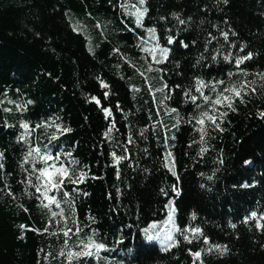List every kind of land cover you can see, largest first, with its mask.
Segmentation results:
<instances>
[{
	"label": "trees",
	"instance_id": "16d2710c",
	"mask_svg": "<svg viewBox=\"0 0 264 264\" xmlns=\"http://www.w3.org/2000/svg\"><path fill=\"white\" fill-rule=\"evenodd\" d=\"M135 1L0 0V264H264V0H145L141 25ZM197 80L249 84L203 141ZM30 148L84 173L48 193L63 216ZM89 237L99 258L70 261Z\"/></svg>",
	"mask_w": 264,
	"mask_h": 264
},
{
	"label": "snow or ice",
	"instance_id": "6c2138e0",
	"mask_svg": "<svg viewBox=\"0 0 264 264\" xmlns=\"http://www.w3.org/2000/svg\"><path fill=\"white\" fill-rule=\"evenodd\" d=\"M144 2H145V0H138V3L140 5H143ZM124 7H127V5H124ZM132 7L135 8V12L131 13V14L135 16L137 25H141L143 16H144L145 12L147 11V9L141 10V8H136L135 5H133ZM179 23L183 24L184 21L180 20ZM148 31L151 33L152 37L155 38V29H149ZM225 38H227V34H225ZM173 42H174L173 38L171 36H169L168 37V43L171 44ZM186 46L187 45H185V47ZM143 51L147 52L152 57L153 62L158 64L167 58L169 49L161 48L159 46V44L157 43L155 46H153L151 48H144ZM157 51L159 52V57H157ZM224 58H225V60L229 59V57H227V56ZM248 59H251V54H249L248 56L239 58L236 61L237 67H239L240 64L244 63V61L248 60ZM148 71H152L151 65H149ZM141 75H143V73H141ZM261 78H264V74H262ZM222 83H223V81H217L216 82V84H222ZM105 87H107V86L105 85ZM248 87H249V84H247V83H242L239 87H236V86L226 87L223 89L222 92L217 93L215 99H213L210 96L204 95L203 89L204 88H211L212 91H215L216 85L206 84L203 80H197L196 81V92L200 93L199 98L202 99L205 104L210 105V109L208 111H201L199 113L198 117H194L196 124L200 125V127L197 130L201 133V141H203L204 135H205L204 125H205L206 120L211 122L212 124H214L217 128L219 127V124L216 123V119H217L216 116L211 115L210 112L215 113L217 111V106H220V105H226L227 107L231 108L233 97H240L241 91L248 88ZM166 88H168L167 84H165L163 86V88L156 89V91L163 92L164 89H166ZM169 91H171V90H169ZM253 91H254V89H253ZM224 93H230V95H225ZM184 95L186 98L190 99L191 102L193 104H195L197 108L201 107V105L199 103H197L198 97L195 95H192L190 91L185 92ZM167 98L168 97L166 96L165 99H167ZM29 103H31V102L29 101ZM97 103H99V101H97ZM6 111H7V109H6ZM104 111L106 113V116L111 115L109 110L105 109ZM176 111H177L176 109L170 110V112H176ZM220 115L223 116V115H226V113H220ZM261 115H264V113H262ZM21 127H23L25 130H27L29 128V125L27 123H23L21 125ZM65 131H68V129H65ZM109 132H111V129H109ZM20 139L23 140L24 136H21ZM132 142L133 141L129 137V143H132ZM205 150L206 149H201V151H205ZM113 156L115 157V153H113ZM170 156H171V153H169V157ZM29 158H32V160L34 162L39 161L45 165L42 168H39V169L34 168L33 169L34 172L38 173V175L36 176V179L38 181L42 182L39 186H36V191L41 192V188H43L42 196L45 200L48 201V203L44 204L43 206L46 208H50V206L54 204L56 208L60 209V212L59 213L52 212V216L53 217H56L57 215L63 216V209L61 208L60 201H58L55 196H49L48 193H49V191H52V190L59 191L61 189L62 185L64 184V180L66 177L71 180V177L69 176L68 169L65 168L63 165H61L60 167H57L56 163H54V162L50 164L49 161H58L60 159V157L59 156L53 157L47 153L42 154L40 148H30L28 153H27V156L25 157V163L28 162ZM125 158L126 157H123V156L115 157L117 163H119L120 160L125 159ZM0 167H2V165H0ZM83 178H84V173H81L80 176H78L76 178V180H71V182L72 183L82 182ZM29 183H31V181H29ZM64 195L67 196L68 193L65 192ZM66 203H67V201H66ZM254 218H256L255 212H253L248 219H254ZM260 219H264V216L260 217ZM232 226L235 227V225H232ZM258 227H260L259 224H258ZM79 231H81V230L77 229V233ZM71 232H72L71 229H67L66 231L63 232V235L66 238H70ZM192 232H193L194 236H196L197 234H201L200 229H198V228L193 229ZM171 239H172L171 236H169L168 240H171ZM207 242L208 241L205 238V243H207ZM189 243H191V241H189ZM65 245L67 246V239L65 241ZM79 246H80V251L75 252V253L69 251L67 253L68 259L70 261L73 259H77L79 257L97 256V258H99V253L105 249V245L96 243L91 237H89L87 239V241L80 240ZM214 247L216 248L217 251H226L225 248H221V246H219V245H216ZM209 250H211V249H209ZM192 255H193L195 260H199L200 256H201V252L197 251L195 253H192Z\"/></svg>",
	"mask_w": 264,
	"mask_h": 264
},
{
	"label": "rangeland",
	"instance_id": "374dc122",
	"mask_svg": "<svg viewBox=\"0 0 264 264\" xmlns=\"http://www.w3.org/2000/svg\"><path fill=\"white\" fill-rule=\"evenodd\" d=\"M133 4L136 6V8H140V4L138 3V1H135ZM134 12H135V10H134ZM168 214L171 217H173L174 216V209L173 208L169 209Z\"/></svg>",
	"mask_w": 264,
	"mask_h": 264
}]
</instances>
